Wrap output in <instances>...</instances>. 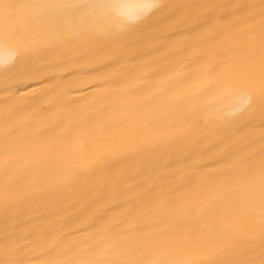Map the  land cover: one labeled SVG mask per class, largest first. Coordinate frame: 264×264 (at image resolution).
I'll return each mask as SVG.
<instances>
[{"label":"bare ground","instance_id":"bare-ground-1","mask_svg":"<svg viewBox=\"0 0 264 264\" xmlns=\"http://www.w3.org/2000/svg\"><path fill=\"white\" fill-rule=\"evenodd\" d=\"M156 3L112 38L94 27L95 38L0 66V258L6 235L58 243L54 255L75 264L120 258L125 236L164 262L249 244L258 258L259 171L217 159L243 148L259 160V49L229 21L252 5L258 25L264 0ZM240 92L251 107L233 112Z\"/></svg>","mask_w":264,"mask_h":264},{"label":"snow or ice","instance_id":"snow-or-ice-1","mask_svg":"<svg viewBox=\"0 0 264 264\" xmlns=\"http://www.w3.org/2000/svg\"><path fill=\"white\" fill-rule=\"evenodd\" d=\"M160 7L156 0H30V2H11L0 0V19L3 20V31L0 32V66H6L15 60L34 56L43 48L63 46L73 39H82L86 35L93 36V28L98 35L112 38L136 26L155 8ZM205 7H220L217 5ZM240 11L231 13L234 20L230 26L239 28L246 26L243 34L248 38L252 49H259V67L264 76V3L260 5V20L257 25L256 16L247 11L252 5L234 6ZM98 22L103 28L97 27ZM19 37V44L14 46ZM220 88H235L231 79L222 80ZM251 97L240 92L234 97L233 112H243L251 107ZM264 140V137H262ZM219 147V145H215ZM230 159L233 173H248L259 171L258 198L254 194L250 206L252 214H258V235L260 252L256 258L254 247L240 246L229 249L228 252L210 257L205 264H264V143L259 150V160L255 153H244L243 148H235L230 153H222L217 159ZM6 166V162H5ZM247 179V176H242ZM21 239L29 238L6 235L3 245V258L0 264H75L59 258L58 243L44 247L43 241L21 243ZM251 239V238H250ZM114 247L121 249L118 259L107 264H191L185 261H168L154 258L146 249L137 246L125 236L117 239ZM65 255L67 253H64ZM86 264V262H80Z\"/></svg>","mask_w":264,"mask_h":264}]
</instances>
